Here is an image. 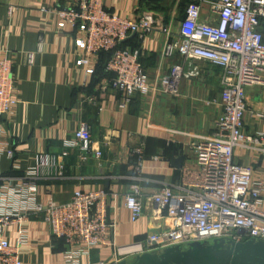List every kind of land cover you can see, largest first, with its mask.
Instances as JSON below:
<instances>
[{
    "label": "crops",
    "instance_id": "obj_1",
    "mask_svg": "<svg viewBox=\"0 0 264 264\" xmlns=\"http://www.w3.org/2000/svg\"><path fill=\"white\" fill-rule=\"evenodd\" d=\"M154 1L103 0V5L117 15L136 19L150 14L145 4ZM73 4L74 0H0V59H12L18 99L11 111L0 117L3 146L14 152L12 158L0 154V186L21 178L34 165L37 154L58 158L66 149L65 142L84 125L90 130L93 149L101 156L96 157L93 150L84 153L78 147H68L61 176L37 181L40 203L68 200L78 189L104 188L124 194L138 187L143 194H151L163 184H177L184 170L196 166L192 146L213 133L222 112L217 103L222 91L221 68L197 60L201 75L180 80L177 95L164 93L158 85L160 78L171 65L184 61L179 54H163L166 43L179 38L184 7L177 19L171 11L165 17L154 14L158 26L150 33L131 34L121 42V47L138 51L149 85L146 94L136 92L125 101L117 90L99 89L108 59L103 54H109L88 58L75 44L79 32L58 25L57 10ZM201 17L211 19L205 3ZM84 58L88 64L82 62ZM246 99L251 110L264 107V88H247ZM246 123L250 131L262 127L249 113ZM135 148L142 151L139 173ZM178 157L181 165L175 167L173 160ZM234 157L236 162L253 167L264 180V156L238 148ZM108 220L113 224L108 241L117 244L143 240L155 228L150 208L137 222H130L121 197L110 201ZM22 228L27 241L19 248L21 264H66L62 242L50 236L40 216H30ZM17 231L14 225L5 231L11 244H15ZM111 254V246L94 248L79 264H98Z\"/></svg>",
    "mask_w": 264,
    "mask_h": 264
},
{
    "label": "built area",
    "instance_id": "obj_2",
    "mask_svg": "<svg viewBox=\"0 0 264 264\" xmlns=\"http://www.w3.org/2000/svg\"><path fill=\"white\" fill-rule=\"evenodd\" d=\"M180 1L184 2V14L178 26L179 38L167 42L163 54H179L184 61L171 65L160 78L161 90L177 95L180 80L200 76L197 60L222 70V91L217 100L222 112L213 133L192 146L196 166L184 170L177 184H163L151 194H143L138 187L124 194L104 188L78 189L68 200L40 203L37 181L61 176L68 147H78L84 153L93 150L96 157L101 156L93 149L90 130L84 125L65 142L66 149L58 158L37 154L34 165L21 178L0 186V264H21L19 248L27 241L22 224L30 216H40L50 236L62 242L66 264H79L83 256L101 246H111L112 254L98 264H119L143 253L196 241H264V180L253 167L234 159L238 148L264 156V107L251 110L246 99L247 88H264V0ZM204 3L210 20L201 17ZM57 14L60 27L79 32L75 44L88 58L109 53L98 84L100 90H117L125 101L136 92L149 91L138 51L121 47V42L131 34L144 35L158 26L153 13L130 19L107 10L103 0H74L72 7L57 10ZM82 62L89 61L84 58ZM17 102L12 59L6 57L0 59V117ZM247 113L260 121V129L247 130ZM3 144L0 131V154L12 158L13 150ZM133 154L139 173L142 151L135 148ZM120 197L130 222H137L150 208L155 228L143 240L127 244L108 241L113 226L108 220L110 201ZM13 225L18 226L15 244L5 237Z\"/></svg>",
    "mask_w": 264,
    "mask_h": 264
},
{
    "label": "water",
    "instance_id": "obj_3",
    "mask_svg": "<svg viewBox=\"0 0 264 264\" xmlns=\"http://www.w3.org/2000/svg\"><path fill=\"white\" fill-rule=\"evenodd\" d=\"M173 165L179 167L181 158ZM119 264H264V241L217 238L187 246L173 245L159 252L143 253Z\"/></svg>",
    "mask_w": 264,
    "mask_h": 264
},
{
    "label": "rangeland",
    "instance_id": "obj_4",
    "mask_svg": "<svg viewBox=\"0 0 264 264\" xmlns=\"http://www.w3.org/2000/svg\"><path fill=\"white\" fill-rule=\"evenodd\" d=\"M145 5L146 12L156 14L158 15L157 17H165L167 14L169 15L171 11V14H174V18L176 19L184 7V3L180 0H155ZM168 20H170V18Z\"/></svg>",
    "mask_w": 264,
    "mask_h": 264
},
{
    "label": "trees",
    "instance_id": "obj_5",
    "mask_svg": "<svg viewBox=\"0 0 264 264\" xmlns=\"http://www.w3.org/2000/svg\"><path fill=\"white\" fill-rule=\"evenodd\" d=\"M103 53V52H102ZM109 54V53H108ZM104 58H108L109 56L107 54H103Z\"/></svg>",
    "mask_w": 264,
    "mask_h": 264
}]
</instances>
